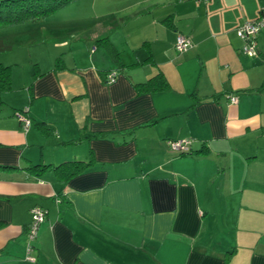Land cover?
<instances>
[{
  "label": "crops",
  "instance_id": "1",
  "mask_svg": "<svg viewBox=\"0 0 264 264\" xmlns=\"http://www.w3.org/2000/svg\"><path fill=\"white\" fill-rule=\"evenodd\" d=\"M261 6L152 0L133 13L132 38L106 37L117 62L95 39L68 47L86 63L41 67L28 52L19 69L2 56L14 43L1 50L8 89L25 81L18 104L0 92V264H264V30L252 57L235 33ZM177 34L191 41L181 53ZM154 76L162 88L135 89ZM177 139L191 140L188 153L169 150ZM69 161L83 167L63 180L52 167ZM33 206L45 216L29 262Z\"/></svg>",
  "mask_w": 264,
  "mask_h": 264
},
{
  "label": "rangeland",
  "instance_id": "2",
  "mask_svg": "<svg viewBox=\"0 0 264 264\" xmlns=\"http://www.w3.org/2000/svg\"><path fill=\"white\" fill-rule=\"evenodd\" d=\"M150 1L152 0H69L35 21L18 22L0 27L1 37H8L7 41L14 43L10 53H3L2 56L5 59L8 56L15 57L19 69L26 65L24 62L27 63L30 60L28 52L31 53L32 60L41 61V67H44L45 62L59 55L64 57L67 64L73 61L86 63L87 56L77 52L71 56L68 54V47L102 37L115 39L117 34H131L130 38H132L134 32L129 26L130 19L137 11L136 9H140ZM261 8L264 6H261L259 10ZM30 41L33 43L30 44ZM55 41L58 47H51L54 46ZM34 75L36 73L29 76L25 90ZM22 81L25 80L16 77L12 79L8 90L1 91L10 92V96L7 97L9 102L18 104L22 101L20 89ZM24 109L25 107H20L17 111Z\"/></svg>",
  "mask_w": 264,
  "mask_h": 264
},
{
  "label": "trees",
  "instance_id": "3",
  "mask_svg": "<svg viewBox=\"0 0 264 264\" xmlns=\"http://www.w3.org/2000/svg\"><path fill=\"white\" fill-rule=\"evenodd\" d=\"M67 1L69 0H0V26H7L24 21H35L39 17L45 16L48 12H51L52 10L65 4ZM95 43L102 46L106 50L112 61L117 62V52L107 41L106 37L96 39ZM11 45L12 43L10 41H0V51L9 49ZM108 71H106L105 74ZM163 85L164 80L162 77L154 76L144 82L135 84V89L137 91L145 92L160 89ZM8 87V67L0 65V92L8 89ZM39 128H41V130L47 129L43 123H39ZM47 167V165L43 164H34L29 166L27 169L30 171H41ZM82 167V162L69 161L53 166L52 169L59 172V175L63 178V180H65L80 171Z\"/></svg>",
  "mask_w": 264,
  "mask_h": 264
},
{
  "label": "built area",
  "instance_id": "4",
  "mask_svg": "<svg viewBox=\"0 0 264 264\" xmlns=\"http://www.w3.org/2000/svg\"><path fill=\"white\" fill-rule=\"evenodd\" d=\"M264 30V8H261L258 15L251 20H244L235 28V33L237 37L241 40V52L247 56H255L257 51L254 46V41L256 35ZM191 47V41L187 36L182 34H177L173 43V48L176 52L181 53ZM106 83L114 82L116 78V71L111 70L105 74ZM229 100L231 103L236 102V97L230 96ZM26 109L22 111H15L13 116L20 122L23 130H27L30 124L29 118L25 115ZM189 139H177V140H167L166 144L169 150L177 154H185L189 151ZM30 222L27 229V242H26V255L25 259L29 262H34L35 258L31 254L33 249L32 241L36 236V231L39 223L43 220L45 216V210L39 206H33L29 209Z\"/></svg>",
  "mask_w": 264,
  "mask_h": 264
}]
</instances>
